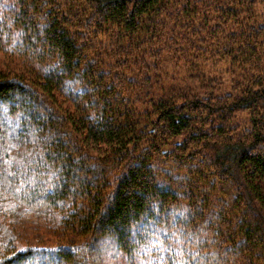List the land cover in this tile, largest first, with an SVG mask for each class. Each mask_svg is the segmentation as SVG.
<instances>
[{
  "label": "trees",
  "instance_id": "16d2710c",
  "mask_svg": "<svg viewBox=\"0 0 264 264\" xmlns=\"http://www.w3.org/2000/svg\"><path fill=\"white\" fill-rule=\"evenodd\" d=\"M258 5L0 0V264H264Z\"/></svg>",
  "mask_w": 264,
  "mask_h": 264
},
{
  "label": "rangeland",
  "instance_id": "374dc122",
  "mask_svg": "<svg viewBox=\"0 0 264 264\" xmlns=\"http://www.w3.org/2000/svg\"><path fill=\"white\" fill-rule=\"evenodd\" d=\"M259 1V5L257 6L258 9L256 11H260V12H264V0H258ZM2 63V56L0 54V64ZM226 79V77H225ZM228 92V91H225ZM223 93V92H222ZM243 116L240 118L241 124H243Z\"/></svg>",
  "mask_w": 264,
  "mask_h": 264
}]
</instances>
